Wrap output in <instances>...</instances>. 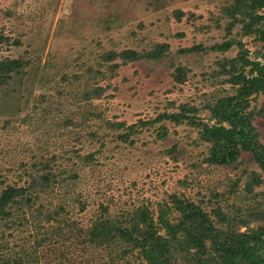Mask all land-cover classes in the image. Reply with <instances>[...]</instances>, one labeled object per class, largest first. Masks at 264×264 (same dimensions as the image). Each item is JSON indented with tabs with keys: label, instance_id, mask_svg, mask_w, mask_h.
I'll list each match as a JSON object with an SVG mask.
<instances>
[{
	"label": "rangeland",
	"instance_id": "374dc122",
	"mask_svg": "<svg viewBox=\"0 0 264 264\" xmlns=\"http://www.w3.org/2000/svg\"><path fill=\"white\" fill-rule=\"evenodd\" d=\"M224 3L0 0V59L27 61L22 75L0 87V190L25 184L35 171L31 163L50 157L55 175V182L29 209L14 213L7 226L0 221L4 256L20 255L22 264H108L110 258L136 264L134 251L120 259L114 245L107 249L80 242L77 229H85L104 207L110 216L140 204L155 211L171 193L201 201L207 211L215 205L230 214L256 204L264 207V172L249 153L241 152L227 166L207 165L202 159L208 144L198 140L197 129L191 126L165 122L167 134L162 140L155 138L154 126L143 127L130 136L129 144L116 138L120 129L107 124L154 118L185 102L198 107V115L210 122L202 106L233 91L212 75L215 63L235 55L237 48L223 53L176 51L221 41ZM238 28L233 26L227 38L241 40L250 56L255 50L264 52V41L240 36ZM161 42L168 46L162 57L120 64L112 76L107 65L120 59H101L108 50L142 51ZM176 66L187 69L182 83L172 80ZM94 84L105 88L102 95L81 100L83 88ZM261 100L257 96L250 105L258 107ZM252 123L264 144V118ZM87 153L93 154L89 161L83 159ZM251 171L261 182L249 193L244 184ZM38 204L56 209L58 222L36 216ZM263 223L250 221L238 230L251 231Z\"/></svg>",
	"mask_w": 264,
	"mask_h": 264
},
{
	"label": "trees",
	"instance_id": "16d2710c",
	"mask_svg": "<svg viewBox=\"0 0 264 264\" xmlns=\"http://www.w3.org/2000/svg\"><path fill=\"white\" fill-rule=\"evenodd\" d=\"M220 15L226 19L225 37L221 41L208 46L193 44L176 51L180 54L209 51L223 53L232 46L237 48L235 55L222 57L215 63L217 68L212 75L220 77L219 83L228 84L233 91L217 96L202 106L209 112L210 122L198 115V107L185 102L178 104L175 111L164 110L154 118L137 119L129 125L123 121H107V124L120 129L116 138L129 144L132 143L130 136L143 127L154 126L155 138L162 140L167 134L165 122L186 124L197 129L199 141L208 144L202 159L207 165L227 166L235 163L241 152H247L261 172H264V144L260 142L259 133L252 123L254 118H264V52L255 50L250 56L241 40L233 36L227 38L232 27L239 25L238 35H254L253 40L264 41V0H225ZM167 49L164 42L154 43L142 51L108 50L102 53L101 59L105 62L120 59V63L107 65L112 76L120 64L141 59L157 60ZM26 65L27 61L20 57L0 59V87L7 86L12 78L22 75ZM86 71L91 72V68ZM186 72L185 67L176 66L171 73L172 80L182 83ZM73 77L78 79L81 75ZM104 91L101 85H86L80 99L88 101L93 97L98 98ZM257 96L262 97L260 105H250L251 100ZM92 157V153H87L83 159L89 161ZM53 159L50 157L32 162L31 167L35 171L28 174L25 184L5 185L0 190V221L6 226V220L14 213L22 212L24 207L29 209L46 192L48 186L55 182L50 166ZM260 182L259 174L251 171L244 190L250 193L253 186ZM234 186L232 184L231 190ZM220 195L214 194L215 197ZM37 206L36 216L41 215L47 222L50 219L58 222L55 218L56 209L51 211L43 204ZM257 206L238 209L235 214L221 210L219 205L207 211L201 201L195 203L183 194L171 193L166 201L157 204L155 211L140 204L119 215L110 216L104 207L85 229L77 231L82 234V243L107 249L116 246L120 259L127 251H134L136 264H264V223L251 231L238 230L250 221H264V207L260 209ZM22 262L20 255L4 256L0 251V264ZM108 264L130 263L110 258Z\"/></svg>",
	"mask_w": 264,
	"mask_h": 264
}]
</instances>
